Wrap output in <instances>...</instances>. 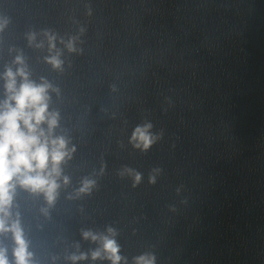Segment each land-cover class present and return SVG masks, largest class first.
<instances>
[{
	"label": "water",
	"instance_id": "obj_1",
	"mask_svg": "<svg viewBox=\"0 0 264 264\" xmlns=\"http://www.w3.org/2000/svg\"><path fill=\"white\" fill-rule=\"evenodd\" d=\"M19 57L0 110L9 69L47 82L70 153L52 202L13 181L30 264H113L105 236L119 264H264V0H70ZM17 246L0 232L9 264Z\"/></svg>",
	"mask_w": 264,
	"mask_h": 264
},
{
	"label": "clouds",
	"instance_id": "obj_2",
	"mask_svg": "<svg viewBox=\"0 0 264 264\" xmlns=\"http://www.w3.org/2000/svg\"><path fill=\"white\" fill-rule=\"evenodd\" d=\"M35 39V37H31ZM50 49H55V37L49 35ZM41 46V45H38ZM69 51H75L74 41L67 44ZM48 62L59 68L62 61L58 55L51 56ZM17 63L22 64V57H17ZM17 74L24 78L17 90ZM9 99L4 102L3 110H0V232L11 231L17 243L14 250L17 264H30L28 245L24 239L23 231L19 222L13 223L11 228L7 227L3 216L9 215L8 208L12 203V193L15 188L13 181L19 178V184L33 192H44L49 202L55 199L56 190L59 187L57 179L60 176V163L65 157L70 156L67 149V142L63 137L51 139L41 127L45 122L48 124L50 133L58 123V113L48 111V89L51 87L47 82L37 85L29 81L28 74L24 68L18 73L9 69L6 73ZM12 101L15 102L13 106ZM151 125L138 127L133 133V142L139 141L136 147L141 144L147 149L153 142L148 130ZM52 167L49 170V164ZM139 180V176L136 177ZM67 182V178H65ZM90 182H85L86 191ZM112 232V229H109ZM85 238L92 240L101 239L91 232L84 233ZM103 250L109 254L108 258L113 264H119L121 260L119 247L114 239L103 237ZM100 256V252L93 253V259ZM86 257H73V260L85 259ZM0 264H9L6 250L0 249ZM137 264H154V260L141 256L137 258Z\"/></svg>",
	"mask_w": 264,
	"mask_h": 264
}]
</instances>
